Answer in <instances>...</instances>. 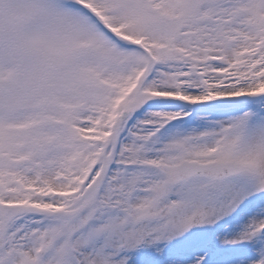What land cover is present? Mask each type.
I'll return each mask as SVG.
<instances>
[{
    "label": "snow or ice",
    "instance_id": "6c2138e0",
    "mask_svg": "<svg viewBox=\"0 0 264 264\" xmlns=\"http://www.w3.org/2000/svg\"><path fill=\"white\" fill-rule=\"evenodd\" d=\"M0 264H264V0H0Z\"/></svg>",
    "mask_w": 264,
    "mask_h": 264
}]
</instances>
